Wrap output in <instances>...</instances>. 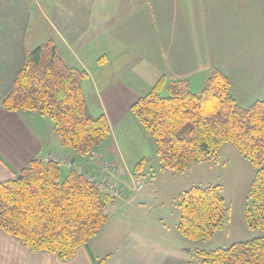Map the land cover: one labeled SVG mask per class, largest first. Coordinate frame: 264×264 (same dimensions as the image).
Here are the masks:
<instances>
[{
  "label": "crops",
  "instance_id": "0c3cea01",
  "mask_svg": "<svg viewBox=\"0 0 264 264\" xmlns=\"http://www.w3.org/2000/svg\"><path fill=\"white\" fill-rule=\"evenodd\" d=\"M52 6L58 12L50 18L44 9ZM35 8L42 21L35 19ZM41 31L50 32L47 39L66 64L87 72V112L104 115L110 125L109 137L95 156H87L89 161L62 146L52 121H45L49 117L2 107ZM215 69L229 78L238 104L239 95L248 98V93L250 104L264 101V0H57L54 5L50 0H0V181L16 178L33 161L53 154L73 160L86 175L101 177L111 166L133 182L157 153L155 139L132 106L161 78L166 85L187 79L191 87L205 86ZM246 88L260 90L252 94ZM117 255H108L103 264L145 261L140 250L127 247ZM0 264L98 263L92 245L63 261L28 251L0 230Z\"/></svg>",
  "mask_w": 264,
  "mask_h": 264
},
{
  "label": "trees",
  "instance_id": "16d2710c",
  "mask_svg": "<svg viewBox=\"0 0 264 264\" xmlns=\"http://www.w3.org/2000/svg\"><path fill=\"white\" fill-rule=\"evenodd\" d=\"M87 79V72L66 64L49 40L27 54L2 107L49 117L64 148L91 156L109 137L110 125L104 115L88 114ZM131 111L155 139L164 169L182 173L217 156L224 144L235 146L256 169L247 226L264 232V101L240 106L229 78L215 69L200 94L187 79L166 85L161 78ZM113 202L85 173L74 168L63 173L56 163L36 160L16 178L0 181V230L28 251L71 261L108 223L106 208ZM226 208L220 187H193L181 196L178 232L193 242L211 239L224 225ZM199 254L213 264H264V236Z\"/></svg>",
  "mask_w": 264,
  "mask_h": 264
},
{
  "label": "rangeland",
  "instance_id": "374dc122",
  "mask_svg": "<svg viewBox=\"0 0 264 264\" xmlns=\"http://www.w3.org/2000/svg\"><path fill=\"white\" fill-rule=\"evenodd\" d=\"M56 1L50 0L52 5ZM44 10L50 18L57 16L58 8L52 6ZM34 12L37 14L35 19L42 21L37 8ZM42 26L38 25L39 28ZM48 33H39L34 49L48 42ZM204 87L192 83L191 90L200 94ZM246 89L252 94L260 90ZM161 95L168 96L167 88ZM246 96L248 98L239 95L242 107L251 105L249 100L252 95L248 93ZM45 121L52 120L47 118ZM85 161H89V157ZM84 163L79 161L77 164ZM62 170L64 172L65 168ZM255 174L256 169L250 161L230 143L224 144L217 156L194 164L182 173L164 169L157 154L133 182L127 176L119 177L111 166H107L104 175L98 178L115 184L121 195L115 196L114 202L107 206L109 221L88 244L92 245L95 262L99 263L110 254L118 256L117 253L127 247L130 251H141L145 258L143 264H176L181 258L184 260L181 264H213L205 262L199 253L229 248L233 244L264 236L263 231L248 228L245 218L247 208L252 206L249 189ZM139 186H143L141 191H137ZM216 186L220 187L227 205L223 227L208 240L193 242L184 238L178 232L181 196L193 187Z\"/></svg>",
  "mask_w": 264,
  "mask_h": 264
},
{
  "label": "built area",
  "instance_id": "2783aa9c",
  "mask_svg": "<svg viewBox=\"0 0 264 264\" xmlns=\"http://www.w3.org/2000/svg\"><path fill=\"white\" fill-rule=\"evenodd\" d=\"M92 155L95 156L96 153L93 152ZM45 161L53 162L60 166H67L68 168L73 167L72 160L60 157L59 155L50 154L49 156L46 157ZM75 170H77L78 173H84L83 169L81 168H76ZM88 179L90 180L92 184H94L98 188L99 191L103 193L110 194L113 197L121 195V191L117 188V186L115 184H111L109 181H102L98 177H95V176H88ZM142 189H143V186L137 187V191H141Z\"/></svg>",
  "mask_w": 264,
  "mask_h": 264
}]
</instances>
